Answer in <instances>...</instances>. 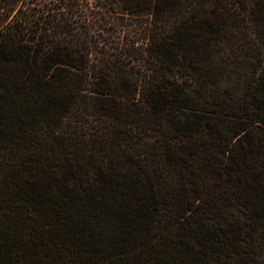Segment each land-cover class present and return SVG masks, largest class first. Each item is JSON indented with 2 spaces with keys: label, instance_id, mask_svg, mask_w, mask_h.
Masks as SVG:
<instances>
[{
  "label": "trees",
  "instance_id": "1",
  "mask_svg": "<svg viewBox=\"0 0 264 264\" xmlns=\"http://www.w3.org/2000/svg\"><path fill=\"white\" fill-rule=\"evenodd\" d=\"M0 264H264V0H0Z\"/></svg>",
  "mask_w": 264,
  "mask_h": 264
}]
</instances>
